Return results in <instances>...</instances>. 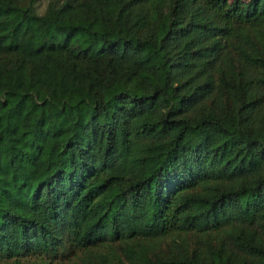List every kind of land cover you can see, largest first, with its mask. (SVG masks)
Listing matches in <instances>:
<instances>
[{
	"label": "trees",
	"instance_id": "1",
	"mask_svg": "<svg viewBox=\"0 0 264 264\" xmlns=\"http://www.w3.org/2000/svg\"><path fill=\"white\" fill-rule=\"evenodd\" d=\"M38 2L0 0V261L264 264V0Z\"/></svg>",
	"mask_w": 264,
	"mask_h": 264
},
{
	"label": "rangeland",
	"instance_id": "2",
	"mask_svg": "<svg viewBox=\"0 0 264 264\" xmlns=\"http://www.w3.org/2000/svg\"><path fill=\"white\" fill-rule=\"evenodd\" d=\"M50 0H39L38 4H37V12L39 14H43L45 9H46V6L48 4ZM229 1H232V0H229ZM244 2H247L249 0H243ZM117 245V244H116ZM115 245V246H116ZM61 253V252H60ZM58 256H49V257H45L51 264H72V262L74 261V258L72 257V254H67V253H62ZM33 257H29L27 256V260H24V261H33L34 259H31ZM41 256H38L37 257V260L40 259ZM35 260H36V257H35ZM76 261V260H75ZM5 263H10L6 260H3V261H0V264H5Z\"/></svg>",
	"mask_w": 264,
	"mask_h": 264
}]
</instances>
